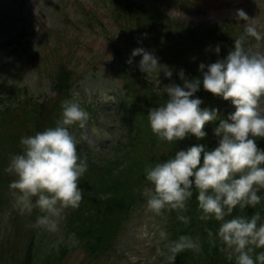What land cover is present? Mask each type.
I'll return each instance as SVG.
<instances>
[{
	"label": "trees",
	"instance_id": "16d2710c",
	"mask_svg": "<svg viewBox=\"0 0 264 264\" xmlns=\"http://www.w3.org/2000/svg\"><path fill=\"white\" fill-rule=\"evenodd\" d=\"M159 4L188 8L176 0H56L52 9L55 18L44 40L33 45L29 37L37 32L25 29L21 40L15 41L10 63L14 73L34 68L55 95L37 96L25 86L10 87L11 81L0 83V264H64L75 250L82 251L93 262L111 258L118 252L125 225L138 209L144 207L157 214L146 203L150 194L146 190L152 187L144 174L146 165L158 159L166 160L175 151L193 144L202 143L208 148L217 145L214 129L219 120L206 123L204 138L192 134L176 144L158 141L147 115L151 108L164 102L166 95L157 93L154 74L147 77L140 70L141 56H136L132 64L128 60L134 48L144 47L154 52L160 62L175 68L173 77L163 79L162 85L172 80L182 84L180 68L191 78L201 75V61L207 64L226 58L245 22L211 25L185 21L160 10ZM100 9H104L106 18L100 16ZM78 29L101 31L110 43L111 55L100 54L106 64L107 83L99 79L101 82L91 88L92 92L80 91L89 70L79 69L81 49L77 46L79 35L74 34ZM254 42H257L255 38L249 37L246 46ZM216 43L221 44L219 54L214 50ZM89 55L94 58L93 68L100 72L94 51ZM101 89L110 92L109 95L93 94ZM196 95L203 99L202 107L218 108L221 118L226 119L235 111L230 100L205 90L202 84ZM72 98L89 112L86 125L96 123L102 129L110 126L107 131L111 137L108 146L102 143L100 150L95 151L86 144L85 127L72 126L71 130L80 139L78 147L88 155L89 167L80 182L84 197L78 208L65 210L59 229L52 232L35 225L36 217L41 214L39 209L22 214L15 206L13 190L9 187L15 176L4 169L11 154L22 150L20 138L53 126L61 114L62 101ZM256 142L264 148V138ZM260 194L264 196V188ZM257 209L264 218V201L255 209H236L233 215L237 212L251 215ZM184 214L191 217L189 223L179 220L176 210L157 214L161 229L167 232V239L160 242L164 259L169 264H234L221 250V241L210 235L220 222L201 219L195 193ZM182 234L198 238L201 247L185 249L177 254L175 262L169 261L168 242Z\"/></svg>",
	"mask_w": 264,
	"mask_h": 264
},
{
	"label": "clouds",
	"instance_id": "9594fccd",
	"mask_svg": "<svg viewBox=\"0 0 264 264\" xmlns=\"http://www.w3.org/2000/svg\"><path fill=\"white\" fill-rule=\"evenodd\" d=\"M237 19L245 21L243 31L226 58L207 64L201 61V75L191 78L180 68L182 84L172 80L162 85L160 73L172 78L175 68L160 62L144 47L134 48L128 63L141 56L140 70L147 77L154 74L157 93L166 95L164 102L147 115L158 141L176 144L192 134L204 138L206 123L219 120L214 129L218 137L215 147L193 144L166 160L146 165L144 174L152 185L146 190L150 193L148 209L157 214L176 210L178 219L189 223L191 217L184 212L195 193L201 219L220 222L210 235L221 241L227 258L234 264H264L261 211L233 215L236 209H255L264 201L260 194L264 188V148L256 142L264 138V51L246 46L249 37L264 40V32L242 8L237 9ZM214 50L219 54L221 44L216 43ZM201 84L205 90L230 100L235 111L225 119L219 116L218 108L202 107L203 99L196 95ZM89 115L77 99H65L55 124L23 135L22 150L11 154L4 169L15 176L9 184L15 206L22 214L39 209L35 225L48 231H57L65 210L78 208L84 197L80 182L89 167L88 155L78 147L80 139L71 129L74 125L84 128ZM160 236L166 240L167 232L161 229ZM168 244V260L172 262L179 252L201 247L199 239L188 234Z\"/></svg>",
	"mask_w": 264,
	"mask_h": 264
},
{
	"label": "rangeland",
	"instance_id": "374dc122",
	"mask_svg": "<svg viewBox=\"0 0 264 264\" xmlns=\"http://www.w3.org/2000/svg\"><path fill=\"white\" fill-rule=\"evenodd\" d=\"M56 0H0V83H9L10 87H28L33 94L50 95L49 85L39 76L34 75V68L29 67L20 73H14L10 61L13 58L11 51L14 44L9 41L20 36L24 29L39 30L41 32L32 37L33 45L44 40L47 29L53 24L55 14L53 4ZM192 5H189L191 7ZM165 8V7H164ZM244 9L249 18H253L259 30L264 32V0H193V7L184 11H178V15L184 20L204 21L210 23L237 22V9ZM177 9V8H175ZM72 13V12H71ZM70 13L71 17L73 15ZM243 20V19H242ZM241 21V20H239ZM245 22V21H243ZM88 49H81L78 53L82 59L79 69L89 70L82 88L92 92L91 88L98 86L101 72V80L107 82L104 77L106 64L101 53H109L104 49L106 43L94 34H87L79 39ZM93 48L95 57L99 60L96 65L100 72L91 64L94 60L90 57L89 48ZM109 47V46H108ZM95 48V49H94ZM250 48L254 51H264V40L257 41ZM89 50V51H88ZM103 50V51H102ZM102 51V52H101ZM83 52V53H82ZM91 59V60H90ZM111 57L108 59L110 61ZM87 61H90L86 63ZM104 62V63H103ZM107 63V62H106ZM161 81L165 79L163 72L160 73ZM102 90L93 92L98 96ZM110 92L105 91L107 97ZM111 111V108H107ZM107 126L100 128L94 123L84 128L86 144L95 151L100 150V145H109L111 135L106 132ZM144 207L138 209L131 221L124 228L118 244V252L111 258L100 262H93L86 259V255L80 251H72L64 264H169L163 257L160 232L161 226L157 214H151ZM151 214V215H150Z\"/></svg>",
	"mask_w": 264,
	"mask_h": 264
}]
</instances>
